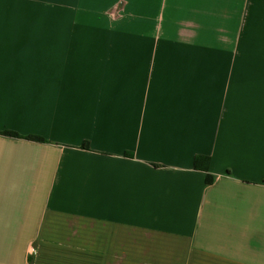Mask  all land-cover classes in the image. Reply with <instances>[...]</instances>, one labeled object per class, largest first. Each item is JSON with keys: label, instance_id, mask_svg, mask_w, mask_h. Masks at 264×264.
Here are the masks:
<instances>
[{"label": "crops", "instance_id": "0c3cea01", "mask_svg": "<svg viewBox=\"0 0 264 264\" xmlns=\"http://www.w3.org/2000/svg\"><path fill=\"white\" fill-rule=\"evenodd\" d=\"M253 1L0 0V264H264Z\"/></svg>", "mask_w": 264, "mask_h": 264}, {"label": "rangeland", "instance_id": "374dc122", "mask_svg": "<svg viewBox=\"0 0 264 264\" xmlns=\"http://www.w3.org/2000/svg\"><path fill=\"white\" fill-rule=\"evenodd\" d=\"M243 35L252 40L253 49L249 50L251 56H258L264 52L261 43L264 41V2L254 0L249 7Z\"/></svg>", "mask_w": 264, "mask_h": 264}, {"label": "trees", "instance_id": "16d2710c", "mask_svg": "<svg viewBox=\"0 0 264 264\" xmlns=\"http://www.w3.org/2000/svg\"><path fill=\"white\" fill-rule=\"evenodd\" d=\"M4 133H7L9 135H17L16 133L12 132V131H4ZM29 138L33 139V140H43L41 137L38 136H28ZM208 180H210V178H208Z\"/></svg>", "mask_w": 264, "mask_h": 264}]
</instances>
